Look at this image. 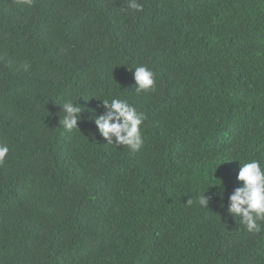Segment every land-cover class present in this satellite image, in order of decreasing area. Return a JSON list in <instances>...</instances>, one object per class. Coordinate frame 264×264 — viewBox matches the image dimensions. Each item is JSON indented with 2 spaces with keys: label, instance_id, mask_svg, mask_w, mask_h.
Segmentation results:
<instances>
[{
  "label": "trees",
  "instance_id": "obj_1",
  "mask_svg": "<svg viewBox=\"0 0 264 264\" xmlns=\"http://www.w3.org/2000/svg\"><path fill=\"white\" fill-rule=\"evenodd\" d=\"M128 2L0 0V264H264L226 211L264 168V0ZM112 98L146 116L138 151L91 134Z\"/></svg>",
  "mask_w": 264,
  "mask_h": 264
},
{
  "label": "clouds",
  "instance_id": "obj_2",
  "mask_svg": "<svg viewBox=\"0 0 264 264\" xmlns=\"http://www.w3.org/2000/svg\"><path fill=\"white\" fill-rule=\"evenodd\" d=\"M31 4L32 0H26ZM127 8L134 11H142V5L137 0H129ZM27 69V65H25ZM133 78L135 81V92H149L155 90L154 72L146 66H135ZM80 101V100H79ZM102 107L104 111L93 115L89 119L94 122L96 132L93 136L99 134L108 144L128 146L132 152L138 151L144 141L142 138L141 126L146 119L143 112H139L126 99L112 98L103 99ZM64 113L62 124L71 131L78 128V121L81 119L82 107L80 103L68 100L60 105ZM9 148L6 144H0V163L8 155ZM236 179L241 182L228 196L226 211L233 218H239L249 233H259L262 230L264 222V168L258 160H250L244 163L240 162V168ZM206 193V192H205ZM205 193L199 197L198 203L202 207H208L212 197ZM224 188L220 187V199L223 200ZM188 204L192 200H187ZM224 205L221 204V207Z\"/></svg>",
  "mask_w": 264,
  "mask_h": 264
}]
</instances>
